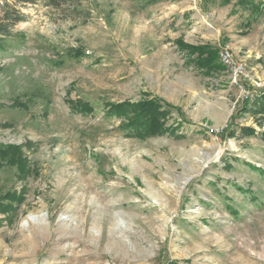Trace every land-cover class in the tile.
Segmentation results:
<instances>
[{"label": "rangeland", "instance_id": "1", "mask_svg": "<svg viewBox=\"0 0 264 264\" xmlns=\"http://www.w3.org/2000/svg\"><path fill=\"white\" fill-rule=\"evenodd\" d=\"M17 9L0 39V264H264V68L247 69V42L264 54V0ZM153 99L169 105L164 135L109 116Z\"/></svg>", "mask_w": 264, "mask_h": 264}, {"label": "trees", "instance_id": "2", "mask_svg": "<svg viewBox=\"0 0 264 264\" xmlns=\"http://www.w3.org/2000/svg\"><path fill=\"white\" fill-rule=\"evenodd\" d=\"M35 1L36 0H0V39H5L10 36L11 28L23 20L22 14L19 12V9H17L18 5L34 3ZM179 46L191 52L207 51V49L184 46V44H179ZM200 60L199 64L201 67L207 68L210 73L222 69L221 65L215 60V56L208 60ZM260 100L264 104V96L261 97ZM161 102V100L153 99L151 101H142L139 103L124 102L120 104H109L107 106H109V116L112 115L125 122L124 125L128 126L131 135H137L139 138L145 139L164 135L166 133L163 130L162 119L167 116L168 112L166 110L162 112V108L168 107L169 105L162 104V106L160 104ZM5 149L6 156L4 157L8 159L9 164L17 165L19 169L25 168V161L21 158L17 148L9 147ZM8 150H13V153L9 155Z\"/></svg>", "mask_w": 264, "mask_h": 264}, {"label": "built area", "instance_id": "3", "mask_svg": "<svg viewBox=\"0 0 264 264\" xmlns=\"http://www.w3.org/2000/svg\"><path fill=\"white\" fill-rule=\"evenodd\" d=\"M219 59L222 65L230 71L232 85L242 88V79H248L249 77L248 74H246L243 65L235 61L232 53L228 49L221 50ZM258 87L263 88L264 84L260 83L258 84Z\"/></svg>", "mask_w": 264, "mask_h": 264}, {"label": "crops", "instance_id": "4", "mask_svg": "<svg viewBox=\"0 0 264 264\" xmlns=\"http://www.w3.org/2000/svg\"><path fill=\"white\" fill-rule=\"evenodd\" d=\"M231 43L236 42L230 41ZM260 54L253 55V52L251 50V47L249 46V43L247 42V69L252 71H256L257 75L260 73V70L264 68V54L262 53L261 57H258ZM246 65V64H245Z\"/></svg>", "mask_w": 264, "mask_h": 264}, {"label": "bare ground", "instance_id": "5", "mask_svg": "<svg viewBox=\"0 0 264 264\" xmlns=\"http://www.w3.org/2000/svg\"><path fill=\"white\" fill-rule=\"evenodd\" d=\"M41 220L42 218H40V216H34V215H31L28 218L29 222H41Z\"/></svg>", "mask_w": 264, "mask_h": 264}]
</instances>
